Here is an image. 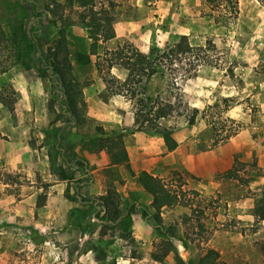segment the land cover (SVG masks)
Masks as SVG:
<instances>
[{
	"label": "rangeland",
	"instance_id": "374dc122",
	"mask_svg": "<svg viewBox=\"0 0 264 264\" xmlns=\"http://www.w3.org/2000/svg\"><path fill=\"white\" fill-rule=\"evenodd\" d=\"M237 1L235 15L207 0L163 2L146 25L152 28L147 37L106 41L100 57L90 55V62L79 59L89 53L86 29L69 27L73 69L87 78L82 81L87 122L76 126L66 112L63 89L55 86L57 78L41 71L47 66L48 38L58 31L52 23L56 18L46 11L49 0H0V63L8 68L0 88L9 84L16 90L13 111L0 101V264H264V4ZM114 2L115 19L143 15L127 0ZM71 18L76 20L74 14ZM17 21L35 40L29 67L11 60L10 48L2 50L7 45L2 30L8 32ZM183 34L194 47H205L207 40L214 46L179 56L165 76L132 86L140 95L131 97L130 87L123 85L126 71L120 65L111 69L105 50L124 43L143 53L154 46L165 50ZM158 95L174 108L172 116L159 121L182 144L172 155L162 134L134 126L140 99L156 101ZM88 97L95 99L92 106ZM99 126L108 136L123 133L138 165L165 179L190 205L164 207L160 227L152 217L151 197L139 189L141 168L131 164V170L124 164L112 173L107 168L96 173L105 191L111 185L123 199V212L132 218V225H124L126 233L107 225L103 209L79 203L77 196L91 199L83 184L91 177L78 176L84 164L72 163L71 153L76 147L106 151ZM7 174L14 176L13 184L4 183ZM63 174L69 177L65 182ZM62 190L67 202L58 197ZM137 214L147 229L134 228ZM170 229L173 246L164 234ZM166 250L162 261L154 260V253Z\"/></svg>",
	"mask_w": 264,
	"mask_h": 264
},
{
	"label": "trees",
	"instance_id": "16d2710c",
	"mask_svg": "<svg viewBox=\"0 0 264 264\" xmlns=\"http://www.w3.org/2000/svg\"><path fill=\"white\" fill-rule=\"evenodd\" d=\"M258 1L264 4V0ZM207 2L210 5H213V3L217 6L225 5L227 10L234 15L238 10L237 0H207ZM114 6L115 2L113 0H49L46 6L48 14L56 18L52 23L58 31L52 39L48 38V48L45 53L47 66L45 68L43 67L41 71L48 76L51 75L57 78L58 81L55 86L63 89L66 112L72 117V121H74L76 126H81L87 122L84 114L86 107L85 87L87 84L86 82L77 80L73 74V54L69 45L67 29L74 25H79L86 29L87 38L91 41L89 53L81 54L79 59L84 62H90V55L100 57L99 49L102 43L116 37L113 25L115 21ZM67 12L69 13L67 14ZM71 14L76 16V20L71 18ZM17 22L8 32L2 30L1 34L5 37L4 41L7 44L2 50L6 49L8 51L10 48V51L13 52V56L10 57L11 60L14 58V61L23 63L25 67H29L27 64L30 60L28 53L34 48L35 40L34 37L30 36L25 24H19V21ZM211 46H214L213 42L207 40L205 47H194L189 42L188 35L183 34L178 36L176 42L165 50L154 46L148 53H143L134 49L131 44L124 43L123 45H118L113 50H105V54L106 56L110 55L107 60L110 62L109 67L111 69L115 65H120L126 71L127 78L123 81V85L130 87L129 92L131 93V97H137L140 94L137 88H132V86H139L157 74L165 76L167 71L172 69L171 67L174 61L179 59V56L187 55L195 50L203 52ZM202 60L198 58V62H202ZM0 65H2L0 69V76H2L8 72V68L4 64L0 63ZM97 68L100 72L102 71L101 62L99 61L97 62ZM107 82L113 84L116 81L110 80V82ZM115 93L119 94L120 92ZM0 101L10 111L14 110L16 90L12 85L5 84L0 88ZM140 102L141 106L134 112V126L136 127V131H146L147 127H151L152 130L162 134L165 145L170 151L176 149L179 146L178 141L173 137L168 128H163L159 124L161 119L172 116L174 113L173 104L162 101L160 95H158V100L156 101H153L152 98H141ZM197 114L198 109H195L194 115L190 118V122H193ZM97 129V133L101 137H98V139L104 141L103 147L113 158L114 163H124L131 170L129 163L130 157L125 145L124 134L111 133L108 136V133L100 126ZM213 129L214 132L217 130L215 124H213ZM229 137L230 135L228 134L225 136V139ZM55 151L58 152L56 148ZM50 157H53V154H50ZM53 163L54 160L52 158ZM115 169L116 167H109L106 171L112 173ZM13 178L14 176L12 174H7L4 183L8 185L13 184ZM61 179L66 180L69 177L63 174ZM137 180L144 191L151 197V208L155 212L152 217L160 227L163 223L161 210L164 207H170L176 204H181L186 207L190 205L189 202L183 200V197L181 198L177 190H174L166 183L165 179L157 175L144 170L138 174ZM42 197L44 198L45 196L43 195ZM122 200L120 195L111 189V185L110 190L105 191L104 196L100 198L101 205L103 206L102 209L104 210L103 219L108 223L107 225L111 228L120 227L125 231L126 227L124 225H132V218L130 214H124ZM162 227L165 230L163 225ZM164 234L168 238V245L173 246L171 239L175 236V233L170 229L166 230ZM183 243L187 246L185 242ZM167 254L168 250L162 255L154 253L153 258L154 260L162 261Z\"/></svg>",
	"mask_w": 264,
	"mask_h": 264
},
{
	"label": "crops",
	"instance_id": "0c3cea01",
	"mask_svg": "<svg viewBox=\"0 0 264 264\" xmlns=\"http://www.w3.org/2000/svg\"><path fill=\"white\" fill-rule=\"evenodd\" d=\"M114 1H118V0H114ZM127 1L132 3L134 7L138 9V11L143 13V15L138 16V17H132V16L122 17L121 15L119 18L115 19L113 25H114V29L116 33L115 39H122L128 42H132L133 41L132 36L134 35L141 34L143 37L145 36L147 37V35L151 33L152 28L151 27L148 28L146 25L151 24V22L157 18L155 14L158 13V8L161 7L163 2L170 1V0H127ZM154 23L156 26L158 25L156 24L157 21H155ZM155 35L157 36L158 32H156ZM73 74L75 78L81 82L84 80H87L86 76L79 73V71L76 69H73ZM85 94H86V91H85ZM86 101L89 106H92L95 99H93L92 97H88ZM65 141H67V139H65ZM181 146L182 144H180L176 149L171 150L170 154L172 155L173 152H177ZM55 148L57 150H60L58 143L55 145ZM76 148H75V152L71 153V156H73V159H74L72 160V163L76 164L77 162H82L84 164V171L80 173L77 172L78 176L79 177H84V176L91 177V180L88 183L86 181H84L83 183L86 189V192H85L86 196H90L91 199L88 198L83 201L82 199H80L79 196H77L79 199V203L83 204L85 202H90V204L93 205L94 209L96 210L102 209L103 206L101 205L100 198H96V197L99 195H104L105 187L103 186L101 179L96 177V173H98L101 169H105L108 167H121L124 165V163L115 164L114 161L111 160L110 155L106 151H101L100 153H92L89 150H83V149H79L77 151ZM129 155H130L129 163L131 164L134 170L141 168V171L145 170L149 172V169L145 168V166L143 165L144 161H147L148 158L142 159L141 165L144 166L142 168L141 166L138 165V159H135V157H133L130 152H129ZM144 157H147V156H145L144 154ZM62 181L65 182L67 180H61V182ZM55 182L56 180H54V183ZM57 185H60L61 187L65 186L64 183H59ZM139 189H143L142 186ZM58 197L64 200L65 202L68 201L67 197L64 196L63 194V190H62V193L58 195ZM150 203H151V199H150ZM133 220H134V228L136 229L146 228L147 229L148 225L141 220L140 214L134 215Z\"/></svg>",
	"mask_w": 264,
	"mask_h": 264
},
{
	"label": "water",
	"instance_id": "95a60500",
	"mask_svg": "<svg viewBox=\"0 0 264 264\" xmlns=\"http://www.w3.org/2000/svg\"><path fill=\"white\" fill-rule=\"evenodd\" d=\"M175 244H176V246L178 247V242H177V241H176V243H175Z\"/></svg>",
	"mask_w": 264,
	"mask_h": 264
}]
</instances>
